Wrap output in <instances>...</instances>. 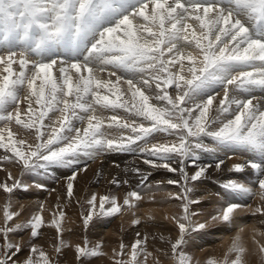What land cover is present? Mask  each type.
I'll list each match as a JSON object with an SVG mask.
<instances>
[{
	"label": "snow or ice",
	"instance_id": "6c2138e0",
	"mask_svg": "<svg viewBox=\"0 0 264 264\" xmlns=\"http://www.w3.org/2000/svg\"><path fill=\"white\" fill-rule=\"evenodd\" d=\"M105 72L106 77L100 75ZM0 122L5 153L0 161L19 165L21 175H46L79 164L81 157L94 161L106 153L137 150L148 157L145 164L178 173V179L167 181L180 187L170 195L181 210L165 216L177 230L167 242L175 264H193L185 250L193 233L213 222L233 224L238 210L251 207L226 202L203 221L195 219L200 214L193 206L202 199L195 196L196 182L213 167L198 163L201 153L216 161L217 171L225 156L232 158L228 153L243 154L232 169H250L256 189L234 179L221 187L264 202V0H0ZM86 170L87 163L67 177L69 198L78 173ZM7 179L12 183H0L9 194L0 226V264H58L30 242L45 224L43 205L16 223L21 212L13 210L11 195L30 185L10 171ZM142 199L134 190L123 205L132 208ZM86 203L85 230L94 218L111 217L122 207L109 195L93 194ZM256 214L264 216V203ZM64 215L58 210L49 222L58 234L57 254L73 247L77 264L106 255L101 242L90 246L87 237L66 245ZM25 230L29 241L11 238ZM136 235L130 246L121 243L119 251L112 250L114 264H147L153 255L148 236ZM239 239L222 259L209 258L207 264H247ZM259 251L264 253V244ZM125 255L127 260L116 259Z\"/></svg>",
	"mask_w": 264,
	"mask_h": 264
},
{
	"label": "bare ground",
	"instance_id": "6f19581e",
	"mask_svg": "<svg viewBox=\"0 0 264 264\" xmlns=\"http://www.w3.org/2000/svg\"><path fill=\"white\" fill-rule=\"evenodd\" d=\"M100 75L106 77L107 76V72L101 73ZM113 79H115V78L113 77ZM257 95H259V93H257ZM110 114L111 113H105V116H108ZM121 115H124V113L122 111H121ZM0 123H2V122H0ZM14 128H15V126H14ZM109 131H113V130H109ZM165 136H166V134H164V133L157 134L158 138H161V137L165 138ZM166 138L169 139V140L173 139V137H166ZM205 142L206 143H210V141H208V140H206ZM4 154H5L4 150L0 149V156H3ZM227 155L231 156L232 158L228 159L227 156H225L224 157L225 164L221 166V170L217 171L215 169V167H214L216 161L211 156H209L208 154L201 153V159L198 161V163L199 164H212L213 167L209 169L207 178H203L204 181L201 182V183H203V184H201L202 187L197 186V191L195 193L196 194L195 196H197L199 193L203 194V196L204 195H208V197L215 196L214 194H219L218 193L219 189L216 190V188H215L216 186L214 185L215 183L214 184H212V183L209 184L207 182V180H209V179H213V180L217 179L216 181H220L221 183L227 182L229 179H234V180H238L241 183H251L252 185L256 186L255 185V179H256L255 174L250 169H246L244 172H241V173H237V172H235L234 169H232V166L234 164L243 162L242 161L243 160V154H241V153H228ZM146 158H148V157H146L144 154L140 153L139 150H137L135 152L106 153V154L100 156L99 158H97L94 161H86V158L81 157L80 163L77 164V165H73L71 167H61V168H56V169L51 170L49 174H51V176H53L52 178L49 177L50 176L49 175V176H45L44 179H42V180L39 179L38 177L35 178V179H32V180L28 179V182L31 181L33 183L43 184V187H45L44 188L45 192H40V191L38 192L37 191L35 193H30V194H27V193L20 194V193H18L16 191L11 196H12V199L14 201H18L19 198H23L24 200L26 199L27 201L24 202L25 205H28V203L29 204L31 203L30 205L33 208L36 207L35 209H40L41 205H43L42 215H43V218L46 220V224H47V222L49 220V217H51L53 215V213L58 212V210H63V212L65 213L64 217H67L66 214L68 215L69 211L72 210L75 207L73 201L76 200V198H78V199L81 198V200H82V198L87 197L85 199L88 200V197H91L93 194H96L97 197L99 198V196L108 194L111 189H112V191L113 190H115V191L118 190L119 194L121 196L125 197V195L128 192H131V191H134V190L141 191V189H143L144 185L152 186V184H153V186H155V185H163L164 186V184H165V186H167V188L169 187L170 191H172L173 193H176L177 190L175 189V187H178V185H169L167 183V181L169 179H178L179 178V174L178 173L169 172L167 169H164V168H154V167H152L149 164H145L143 161ZM152 159H155V158H152ZM85 163H87V170L78 173L77 179L74 182V189H73V193L74 194H73L72 197L69 198L67 196V189H66L67 177L70 176L73 173V171L77 170L78 168L84 167ZM3 164H0V165L3 166ZM9 166H11V167L8 170V172L10 171L14 177H15V175L19 174V172L21 173L20 166H18L16 168H15V164H11ZM9 166H7V167H9ZM135 169H139L140 171L137 172V171H135ZM189 170H191V169H189ZM192 171H190V173ZM4 173H5V170H4ZM19 176H20V174H19ZM144 177H147V179L145 180ZM6 178H7L6 175L4 176V174H2L0 172V183H3V182L10 183V180L7 181ZM113 180L118 181V183H112ZM124 181H127V183H124ZM29 184L30 183H28V185ZM4 196H1V197H4ZM6 196H7V194H6ZM253 196H255L257 198V200L260 199L258 195H253ZM7 197H9V196H7ZM45 197L49 199L48 203L44 201ZM221 197L226 199L225 202H236V203H241L242 204L243 200H244L243 197L237 196L235 194L225 195V196L223 194H221L220 198H219L220 200H221ZM162 198H164V196ZM153 201L146 202V203L142 202V204H144L143 205L144 207H142L141 210H139V211H141V213L144 214V216H143V219H145L144 221H146V219H149V216L153 217L154 216V212L156 213L157 205H159V204H158V202H156V201L153 202ZM212 201H213V199H212ZM44 202L47 203V205H45ZM225 202H223V203H225ZM22 203L23 202L21 201L19 204H22ZM16 204H17V202H16ZM35 204H38V208H37V206H35ZM139 204L140 203L138 201V205ZM138 205H137V207H138ZM123 208H124V206L121 207V210ZM138 209H140V208H138ZM138 209H137V211H138ZM164 210L167 211V213L169 215H172L171 209L169 208V206L167 207V204L164 207ZM72 211H74V210H72ZM30 213L34 214V213H36V211L35 210H31ZM49 213L52 214V215H50ZM240 213H241V211H240ZM240 213H238V215ZM0 215H1V212H0ZM160 215L162 216V214H160ZM71 216H73V215H71ZM125 217L128 218L129 216H125ZM69 218H70V216H69ZM130 218H132V217L130 216ZM16 219H18V218H16ZM64 219H63V222H64ZM0 220H1V216H0ZM51 220L52 219L50 218V221ZM116 220H117V218H116ZM140 220H142V219H140ZM262 220H264V217H254V218L252 217V218L249 219L247 217L236 216L235 221H234L233 224H228L226 228H218L215 231L210 232L209 234H202V235L200 234L198 236L196 235L197 236V240H198V242H199V244L201 246H207V247L210 246L211 247V245H212V246H215V248L216 247L218 248V246L225 247V246H227L229 244H232L233 239L235 237L239 236V238H240L239 242L246 249H251V250H253V251L257 252V253H260L259 252V245L264 244V224L261 223ZM120 221H122V220L120 219L119 223L118 222L117 223L121 225ZM126 221H127V219H126ZM132 221H134V218H132L130 222H132ZM71 222H73V221H71ZM17 223H18V220H17ZM73 224L76 225L75 223H73ZM116 224H114V225L110 224V226L104 227V228H107V227H109V228L107 230L102 229L103 231L98 233L99 238L103 236V239H107V242L110 243V241H112L111 236H114L115 234H117L118 233L117 231L119 230V229L117 230ZM128 224H129L128 227H130V223H128ZM122 225L125 226L126 224H122ZM63 226H64V230L65 231L67 229H69V228H71V231H72V229L76 227V226L73 227L70 222H66ZM121 227H123V226H121ZM128 227H123V229L124 228H128ZM133 227H134V225H133ZM119 228H120V226H119ZM77 229L76 230L73 229L74 232L71 235H68L66 232H64L63 234H67V236H69L67 238H69L70 241L73 243L74 240L79 238V235H80L79 232L77 231ZM130 232H131L130 234L132 235L133 239L135 238V234L137 232L141 233V236L147 235L148 236V241L149 242L154 241L153 245L155 247L157 246L156 244H159V243L160 244L162 243V245L164 244L165 246H168L169 243L167 241L169 239H174V236L172 234L173 229L168 228V227H164L163 228V226L159 225L158 223L157 224L156 223L146 224L144 222V224L142 223L140 226L138 225V227L136 229H133ZM197 234H199V233H197ZM162 236L164 237V239H161ZM63 237H65V235ZM116 237H118V236H116ZM116 237H114V238H116ZM42 238L44 239L43 240L44 241V244H43L44 247H42V248L47 249L46 252L49 253V254H52L51 252L55 251L54 250V246L57 245V243H58L57 242V234H56V232H54L53 229L45 230L43 235H42ZM81 238L83 239V237H81ZM12 239L14 240L15 238L12 237ZM95 240H96V237H95ZM125 241H126V239H125ZM133 241H135V239ZM100 242H102V241H100ZM131 243H133V242H131ZM75 244H76V242H75ZM70 245H73V244H70ZM109 245H108V247H109ZM112 245H114V244H112ZM149 245H151V244L149 243ZM148 246H147V248H151V247H148ZM102 248L103 247H101V249ZM159 248H161V247H159ZM162 248H164V247H162ZM168 249H169V247H168ZM108 250H109V248H108ZM149 250L150 249H148V251ZM161 250H163V249H161ZM102 251L104 253V250H102ZM150 251H152V249ZM215 251H216V249H215ZM105 252H107L106 253L107 256L110 255V253H108V251H105ZM70 253H71V257H69V258H71V259L73 258L75 260V252L72 251ZM155 254H156V252H155ZM245 255L247 256L249 254L246 253ZM251 255H253V254H251ZM107 256H105V257H107ZM249 257H251V256H249ZM261 257H264V254L261 255ZM166 258H168V256ZM255 258H253V259H255ZM172 259H167L169 264L171 263ZM246 260H247V258H246ZM101 261H102V259H101Z\"/></svg>",
	"mask_w": 264,
	"mask_h": 264
},
{
	"label": "rangeland",
	"instance_id": "374dc122",
	"mask_svg": "<svg viewBox=\"0 0 264 264\" xmlns=\"http://www.w3.org/2000/svg\"><path fill=\"white\" fill-rule=\"evenodd\" d=\"M161 138H164V137H161ZM243 161V160H242ZM7 161H0V164H3V166L2 165H0V172L2 173V174H4V176L6 175V177H7V172H8V170L10 169V167L11 166H9V165H11V164H13V163H9V162H7ZM189 164H188V169L187 170H189V169H191V170H189V173H190V171H192L193 170V166L191 165V162L189 161L188 162ZM9 164V165H8ZM3 168H2V167ZM7 166H9V167H7ZM19 165H15V168L16 167H18ZM7 167V168H6ZM4 170H5V173H4ZM53 172V171H52ZM19 174H20V176H19ZM19 174H17V175H15V177L16 178H18V179H20V180H23L22 182H24V184L26 183L27 185H28V183H30L29 185H30V187L25 191V190H23V189H18V190H16L18 193H20V194H22V193H27V194H30V193H35V192H45L44 191V188L45 187H42V188H36V185H37V183H33V182H31V181H29L28 182V179H35V178H39V179H44V177L45 176H49V177H53V176H51V174H41V175H35V174H29V173H24L23 175H21V173L19 172ZM43 176V177H42ZM23 177V178H22ZM27 177V178H26ZM6 180L8 181V179L6 178ZM217 180V179H216ZM215 179L213 180V179H209V180H207V182L210 184V183H212V184H214L216 187V190H218L219 189V194H214L215 196H211V197H208V195H204L203 196V194H198L197 196L198 197H202V199H201V202L198 204V205H194L193 206V210L194 211H196L197 213H199L200 215L198 216V217H196L195 219H198V220H200V221H203L206 217H208L209 215H211V214H214L216 211H217V209L218 208H220V207H222L226 202H225V198H222L221 197V200L219 199L220 198V195L221 194H223L224 196L225 195H231L230 193H226L225 192V190L221 187V185L224 183H221L220 181H216ZM26 181V182H25ZM202 181H204V179L202 178L200 181H198V182H196V188H197V186H200V187H202L201 186V184H203V183H201ZM11 180H10V183L9 184H11ZM155 184V183H154ZM220 184V185H219ZM247 184H249V185H251L254 189H256V187L257 186H254V185H252L251 183H247ZM53 185V184H52ZM150 186V185H149ZM148 185H144L143 186V189H141V193H142V195H143V199L141 200V201H139V203L141 204H139L138 205V201H133L134 203H135V207H132V208H128V206H125V205H123V200H124V198L126 197V195H125V197H123V196H121L120 194H119V191L118 190H113L112 191V189L109 191V193L108 194H106V195H109V196H115V197H117L118 198V203L121 205V206H124V208L119 212V213H117V214H115V215H113V216H111V217H102V218H94V220L92 221V223L90 224V226H89V228L87 229V230H85V228H84V224H83V220H82V214L83 213H86L87 212V210H88V204L86 203V199L85 198H87V197H84V198H82V200H81V198L80 199H78V198H76V200H74L73 201V203H74V208L72 209V210H74V211H72V210H70L69 211V213H68V215L66 214V216L67 217H64L63 219H64V222L62 221V225H61V227H62V236H61V239H63V241L65 242V244L66 245H70V244H73V245H75V242H76V244L77 243H83V240H84V238L85 237H87V239L90 241V246H94L97 242H100V241H102L101 243H102V249H101V251L102 250H104V253H107V252H105V251H108V253H110V255L109 256H107V255H102V256H99V257H95V258H89L88 260H86L85 261V264H114V259H113V249H116L117 251H119V246H120V244L121 243H123V244H128V246H130L132 243L131 242H134L133 240L135 239H138L139 237H137V235L135 234V238L133 239L132 238V235L130 234L131 232L130 231H132L133 229H136L137 227H138V225L136 226V224H134V223H132V222H130L131 221V219L132 218H134V220L135 219H142V220H140L141 221V224L143 223L144 224V222L146 223V224H152V223H158L159 225H161V226H163V228L164 227H168V228H171V229H173V232H172V234H173V236H174V238L176 237V235H177V230L175 229V226H174V224H173V222L169 219V220H166L165 219V216H168L169 214L167 213V211H165L164 210V207L166 206V204H167V207L169 206V208L171 209V212H172V215L173 214H178L181 210H180V208H179V204H180V202L179 201H177L175 198H174V196H172V195H170V194H174L172 191H170L169 190V187L167 188V186H165V184H164V186L163 185H155V186H153V184H152V186H150L149 187ZM167 188V189H166ZM178 188V189H177ZM175 189L177 190L176 191V193L177 192H179L180 191V187L178 186V187H175ZM15 191V192H16ZM200 191V190H199ZM2 192V193H1ZM4 191L3 190H1L0 189V212H1V222H0V226H3V223H4V220H3V209H4V206H5V204L8 202V200H9V197H7V196H9V194H7V193H3ZM6 194H7V196H6ZM5 195V196H4ZM196 195V194H195ZM212 195V194H211ZM1 196H4V197H1ZM164 196V198H162V197ZM8 198V199H7ZM91 197H88V199H90ZM146 198V199H145ZM217 198V199H216ZM244 198V200H243V203L242 204H245V205H251V207H245V208H243V209H241V210H238L237 212L238 213H240V211H241V213L238 215V213L236 214V216H241V217H247V218H254V217H264V216H261V215H259V214H256V215H253V212H254V210L257 208V207H259V206H261V204L262 203H264V202H262L260 199L259 200H257V198L255 197V196H244L243 197ZM255 198V199H254ZM212 199H213V201H212ZM254 199V200H253ZM5 200V201H4ZM146 200V201H145ZM154 200V201H153ZM3 201V202H2ZM11 201H12V208H13V210H15V211H17V212H21V215L18 217V219H14V220H16L15 222L17 223V220H18V223H21V222H25V221H27L28 219H30L33 215H35L37 212H39L40 211V209H35L36 207H32L29 203H28V205H25V203L24 202H26L27 200L25 199H23V198H19L18 199V201H14L13 199H12V196H11ZM23 202L22 204H19L20 202ZM30 201V200H29ZM44 201L45 202H47L48 203V201H49V199L48 198H44ZM145 201V202H144ZM151 201H153V202H158V204L160 205H157V209H156V213L154 212V219H146V221H144L145 219H143V216H144V214H142L141 213V211H139V210H141V208L142 207H144L143 205L144 204H142V202L143 203H146V202H151ZM163 201V202H162ZM212 201V202H211ZM254 201V202H253ZM16 202H17V204H16ZM44 202V204L45 205H47V203H45ZM152 202V203H153ZM223 202H225V203H223ZM78 203V204H77ZM169 203V204H168ZM212 203V204H211ZM163 204V205H162ZM253 204V205H252ZM259 204V205H258ZM137 205H138V207H137ZM220 205V206H219ZM21 206H23V207H21ZM35 206H37V208H38V204H35ZM77 206V207H76ZM108 205L106 204V207H107ZM19 209H18V208ZM138 208H140V209H138ZM251 208V209H250ZM2 209V210H1ZM78 209V210H77ZM135 209V210H134ZM137 209H138V211H137ZM253 209V210H252ZM31 210H35L36 211V213H34V214H31L30 213V211ZM124 210V211H123ZM131 210V211H130ZM73 212V213H72ZM129 213V214H128ZM50 214V213H49ZM73 215V216H71V215ZM135 214V215H134ZM138 214V215H137ZM160 214H162V216L160 215ZM242 214V215H241ZM50 215H52V214H50ZM246 215V216H245ZM53 216V215H52ZM49 217V220H48V222H47V224H46V220L44 219V221H45V224L42 226V228L40 229V232H41V235L38 237V238H36L34 241H30V242H35V243H37V245L39 244V246L42 248V247H44V239L42 238V235H43V233H44V231L45 230H51V229H53L54 230V232H56V234H57V231H56V228L55 227H53V226H48L49 224V222H50V218L51 219H53L54 217ZM69 216H70V218H69ZM125 216H129L128 218H126ZM130 216L132 217V218H130ZM142 216V217H141ZM169 216H171V215H169ZM252 216V217H251ZM119 217V218H118ZM124 217V218H123ZM137 217V218H136ZM146 217V216H145ZM116 218H117V220H116ZM127 219V221H126V219ZM115 219V220H114ZM122 220V221H120V223H121V225L120 224H118L119 223V220ZM66 220V221H65ZM68 220V221H67ZM75 220V221H74ZM124 220V221H123ZM71 221H73V222H71ZM126 221V222H125ZM144 221V222H143ZM169 221V222H168ZM66 222H70L71 223V225L74 227V226H76L75 228H73L74 230H76L77 228V231L79 232V238H77V239H75L74 240V242L72 243L71 241H70V239L69 238H67V237H69V236H67V234L68 235H71L74 231H73V229H72V231H71V228H69V229H67L66 231L64 230V224L66 223ZM110 222V223H109ZM118 222V223H117ZM152 222V223H151ZM11 223V222H10ZM73 223H75L76 225H74ZM100 223V224H99ZM117 223V224H116ZM128 223H130V227H128L129 226V224ZM172 223V224H171ZM108 224V225H107ZM110 224H116V226H117V234H115L114 236H111V238H112V241H110V243H108L107 242V239H103V236L102 237H100L99 238V236H98V233H100L101 231H103L102 229H105V230H107L109 227H107V228H104V227H106V226H110ZM122 224H126L125 226L124 225H122ZM141 224H139V226L141 225ZM67 225V224H66ZM65 225V226H66ZM120 226V228L122 229H120L119 228V226ZM132 225V226H131ZM133 225H134V227H133ZM169 225V226H168ZM227 225L228 224H224V223H217V222H213V223H210L209 224V226H208V228L206 229V230H203V231H201V232H198L199 234H197V233H193V235H192V239L189 241V244L188 245H186L185 246V250L193 257V264H207V261H208V259L209 258H215V259H217V260H220V259H222L223 257H224V255H225V253H227L228 251V248L232 245V244H229V245H227V246H225V247H220V246H218V248L216 247L215 248V246H212L211 245V247L210 246H201L200 244H199V242H198V240H197V236L198 235H202V234H209L210 232H212V231H215L216 229H218V228H226L227 227ZM47 226V227H46ZM99 226V227H98ZM121 226H123V227H128V228H124L123 229V227H121ZM50 228V229H49ZM101 228V229H100ZM214 229V230H213ZM128 230V231H127ZM211 230V231H210ZM29 231L30 230H25L23 233H19V234H16V235H13L12 237H14L15 239H14V241H17V240H19L20 238H21V236H23L25 239V241H29ZM98 231V232H97ZM126 231V232H125ZM64 232H66L67 234H63ZM70 232V233H69ZM83 232V233H82ZM58 235V234H57ZM65 235V237H63ZM85 237H84V236ZM129 235V236H128ZM197 235V236H196ZM94 236V237H93ZM116 236H118V237H116ZM11 237V238H12ZM41 237V238H40ZM63 237V238H62ZM81 237H83V239L81 238ZM95 237H96V240H95ZM114 237H116V238H114ZM121 237V238H120ZM105 238V237H104ZM128 238V239H127ZM157 238V237H156ZM124 239V240H123ZM125 239H126V241H125ZM37 240V241H36ZM128 240V241H127ZM97 241V242H96ZM117 241V242H116ZM120 241V242H119ZM40 242V243H39ZM57 242L59 243V240L57 239ZM116 242V243H115ZM126 242V243H125ZM153 242L154 241H151V242H149L148 241V244H147V246L149 245V243L152 245H149L148 247H151V248H147V250L148 249H152V251H150V252H153L154 254L152 255V256H149L148 257V259H147V264H155V260L158 258L159 260H160V264H169V262H168V260L167 259H172L173 258V256H172V253H171V247H170V244L168 245V246H165L164 244L162 245V243L160 244H156L157 246L155 247L154 245H153ZM0 243H2V241H0ZM57 243V244H58ZM119 243V244H118ZM110 244V245H109ZM112 244H114V245H112ZM117 244V245H116ZM199 244V245H198ZM104 245V246H103ZM108 245H109V247H108ZM161 247V248H159V247ZM111 247V248H110ZM162 247H164V248H162ZM168 247H169V249H168ZM228 247V248H227ZM108 248H109V250H108ZM222 248V249H221ZM224 248V249H223ZM45 252H46V250L47 249H45V248H42ZM161 249H163V250H161ZM215 249H216V251H215ZM218 249V250H217ZM167 250V251H166ZM221 250V251H220ZM72 251H74V248L73 247H63L62 248V252L60 253V254H57L55 251H52L51 253L52 254H49V256L52 258V259H54V260H56L57 262H58V264H77V261L76 260H74L73 258L71 259V258H69V257H71V253L70 252H72ZM125 251H128V249H126ZM227 251V252H226ZM75 252V251H74ZM103 252V251H102ZM112 252V253H111ZM155 252H156V254H155ZM164 252V253H163ZM166 252V253H165ZM169 252V253H168ZM212 254H211V253ZM224 252V253H223ZM260 252V251H259ZM217 253V254H216ZM246 253H248L249 255H245ZM246 253L244 254V259H245V261H247V264H264V259H262V257H261V255H263L264 253H257V252H255V251H253V250H251V249H247V251H246ZM251 254H253V255H251ZM256 254V255H255ZM258 254V255H257ZM27 255V247L25 248V251H24V253L21 255V259H23L24 258V256H26ZM52 255V256H51ZM160 255V256H159ZM233 256H234V254H232ZM105 256H107V257H105ZM168 256V258H166V257ZM249 256H251V257H249ZM256 258H255V257ZM54 257V258H53ZM171 257V258H170ZM129 257L127 256V255H125L124 257H116V259H125V260H127ZM142 258V257H141ZM246 258H247V260H246ZM253 258H255V259H253ZM101 259H102V261H101ZM73 260V261H72ZM255 260V261H254ZM168 262V263H167ZM256 262V263H255ZM170 264H175V260H174V258L172 259V261H171V263Z\"/></svg>",
	"mask_w": 264,
	"mask_h": 264
}]
</instances>
